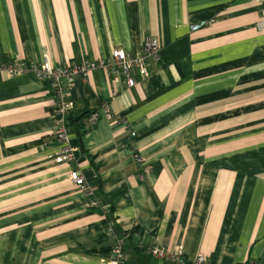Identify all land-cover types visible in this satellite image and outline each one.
<instances>
[{"label":"crops","instance_id":"0c3cea01","mask_svg":"<svg viewBox=\"0 0 264 264\" xmlns=\"http://www.w3.org/2000/svg\"><path fill=\"white\" fill-rule=\"evenodd\" d=\"M262 9L251 0H0V62L48 54L63 65L115 48L138 54L150 37L162 44L133 88L122 72L96 69L69 89L72 118L99 114L73 130L72 165L55 161L49 84L30 70L0 72V264H109L123 237L126 264H177L153 248L181 250L187 264L200 254L208 264H264ZM73 168L93 195L72 183Z\"/></svg>","mask_w":264,"mask_h":264},{"label":"built area","instance_id":"2783aa9c","mask_svg":"<svg viewBox=\"0 0 264 264\" xmlns=\"http://www.w3.org/2000/svg\"><path fill=\"white\" fill-rule=\"evenodd\" d=\"M251 2L263 6L261 12V20L258 23V30L264 32V0H251ZM194 27V29H196ZM162 49V44L157 38H146L143 43V49L138 54H132L124 49L115 48L108 56L101 57L97 60H81L67 62L63 65H54L50 56L46 54L42 62L28 65L23 60H13L9 62H0V72H4L9 77L19 76L26 71H33L38 80L49 84L55 99L56 114L58 116L57 125L54 130L55 138L61 143V149L56 156V163L72 165L75 161L76 149L71 145L73 129L69 126L68 118L71 116L73 104L68 97L69 89L75 84L78 79H86L94 70L101 69L107 73H112L118 76L122 72L125 76V83L128 88L136 86L139 79H144L150 75L148 61H157ZM119 90H114V95H117ZM106 111L111 114L109 106H105ZM114 125L122 124L120 117L111 116ZM99 119L98 113L90 114L85 122L87 128H92L96 125ZM132 137H135V132L131 131ZM134 161L142 166L145 165V158L140 154H135ZM148 171V168H145ZM72 183L86 192L89 196L93 195V187H91L79 169L73 168L70 172ZM90 207L101 206L100 202L95 199L90 200ZM107 209V208H106ZM109 211V210H108ZM106 234L109 238L114 237L113 225L108 223ZM116 244L107 260L109 264H126L128 256L125 252L127 238L116 239ZM153 256L158 258H168L177 264H187V261L182 256V251L177 254L169 255L165 250L153 248L150 250ZM193 264H208L206 256L200 254L194 260Z\"/></svg>","mask_w":264,"mask_h":264},{"label":"trees","instance_id":"16d2710c","mask_svg":"<svg viewBox=\"0 0 264 264\" xmlns=\"http://www.w3.org/2000/svg\"><path fill=\"white\" fill-rule=\"evenodd\" d=\"M89 115H84L83 117L81 118H78V119H74L72 118L71 116L68 118V121H69V126L73 129V130H76L78 132V134H82L85 129L84 128V124L86 126V118L88 117ZM129 238V237H128Z\"/></svg>","mask_w":264,"mask_h":264}]
</instances>
